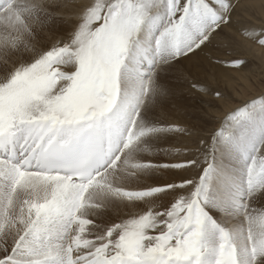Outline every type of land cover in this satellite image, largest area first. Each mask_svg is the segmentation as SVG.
Wrapping results in <instances>:
<instances>
[{"label": "snow or ice", "instance_id": "snow-or-ice-1", "mask_svg": "<svg viewBox=\"0 0 264 264\" xmlns=\"http://www.w3.org/2000/svg\"><path fill=\"white\" fill-rule=\"evenodd\" d=\"M235 9L0 0V264H264V93L210 131L155 114Z\"/></svg>", "mask_w": 264, "mask_h": 264}, {"label": "rangeland", "instance_id": "rangeland-1", "mask_svg": "<svg viewBox=\"0 0 264 264\" xmlns=\"http://www.w3.org/2000/svg\"><path fill=\"white\" fill-rule=\"evenodd\" d=\"M255 17L258 19L260 15L255 14ZM260 26L263 28L264 24L255 26L253 23L243 26V28L256 31L257 29L255 28H259ZM242 35L245 36L243 33ZM250 40L253 42L254 39L250 38ZM241 57H243L240 59L243 63L238 72L241 73L239 76H247L248 80L245 84L232 85V83L227 84L222 80H217L214 77V71L210 70L207 66H203L205 71L202 69L204 73H200V66L198 64L196 65V70L186 65V70H183L181 73L171 74L172 83L177 86L176 96L169 101L161 103L155 110L156 116L166 123H180L196 132H199L201 129L203 131H210L226 113H229V111L238 107L244 101L259 98L264 93V60L257 55L250 56L246 54L244 56L241 55ZM226 67H228V64H226ZM237 78L238 75L236 73L229 74L230 80L237 82ZM197 82L206 89L219 90L223 94V98L218 99L214 94L198 91L192 86ZM186 137L174 136L168 138L167 141L162 140L159 143V148H175V140L177 138L185 140ZM186 142L187 144H191L192 140L189 138ZM151 159L165 163L178 158L165 156L160 151L156 157H151ZM152 182L151 179L146 181V183Z\"/></svg>", "mask_w": 264, "mask_h": 264}, {"label": "bare ground", "instance_id": "bare-ground-1", "mask_svg": "<svg viewBox=\"0 0 264 264\" xmlns=\"http://www.w3.org/2000/svg\"><path fill=\"white\" fill-rule=\"evenodd\" d=\"M59 2L64 3V0H59ZM67 2L71 5L72 0H67ZM78 2H83V0H78ZM233 3L236 5L234 15L236 23L233 27L225 29L224 35L215 45L213 52L209 53V55L213 56V62L209 63L207 60H200L196 61L194 64L189 62L187 65L193 68V70H196V65L198 64L200 66V73H204L205 68L203 66H207L210 70L214 71L215 79L222 80L227 84L232 83V85H239L247 83V76H239L241 74L238 72L240 67H226V64L234 59L240 60L243 58L241 55L244 56L246 54L250 56L257 55L264 60V46H260L255 39L252 42L250 38L244 34L246 29L243 28V26H248L253 23L255 26L264 24V0H233ZM71 12L72 9L69 7L64 11L63 18L70 19ZM255 14L260 15V17L257 19ZM255 29H257L256 32L264 31V27L261 28V26ZM242 33L245 36H243ZM56 35L59 36L60 33L57 32ZM202 69L204 71H202ZM232 73L238 75L236 79L237 82L229 79V74ZM187 140H189V137H186L185 140L183 138H177L174 144H176V147H181L187 144Z\"/></svg>", "mask_w": 264, "mask_h": 264}]
</instances>
